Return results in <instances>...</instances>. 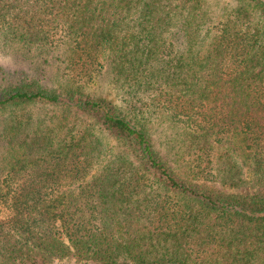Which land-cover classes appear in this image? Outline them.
I'll return each mask as SVG.
<instances>
[{"label":"trees","instance_id":"trees-1","mask_svg":"<svg viewBox=\"0 0 264 264\" xmlns=\"http://www.w3.org/2000/svg\"><path fill=\"white\" fill-rule=\"evenodd\" d=\"M3 48L55 71L0 66V264H264V0H0Z\"/></svg>","mask_w":264,"mask_h":264},{"label":"rangeland","instance_id":"rangeland-1","mask_svg":"<svg viewBox=\"0 0 264 264\" xmlns=\"http://www.w3.org/2000/svg\"><path fill=\"white\" fill-rule=\"evenodd\" d=\"M51 56L50 54L47 55V57ZM40 58L42 57H37V58H27L24 54H22L18 50L14 49H0V66L5 67L6 69L10 70L13 72V75H19L23 76L26 74L27 77L34 78L37 76H40V74L43 75L44 80H48L52 77L55 69L52 65H44L46 66L45 72L41 68H38V64L36 63L37 60H41ZM34 59V63L32 60ZM50 61H52V58H49ZM23 71H26L24 74H21ZM107 88V85L102 81L100 83L99 88L97 89L99 93L105 94L106 91H103ZM163 153L165 151L162 150ZM54 264H84V263H79L76 260H63V261H58L55 262Z\"/></svg>","mask_w":264,"mask_h":264}]
</instances>
